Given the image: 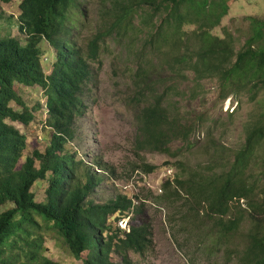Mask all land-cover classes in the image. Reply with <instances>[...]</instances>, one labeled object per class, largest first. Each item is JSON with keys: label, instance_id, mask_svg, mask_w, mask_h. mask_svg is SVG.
Instances as JSON below:
<instances>
[{"label": "trees", "instance_id": "1", "mask_svg": "<svg viewBox=\"0 0 264 264\" xmlns=\"http://www.w3.org/2000/svg\"><path fill=\"white\" fill-rule=\"evenodd\" d=\"M13 1L0 0V25L19 27L26 39L24 44L14 37L0 39V207L14 206L0 216V264H60L42 254L48 231L81 264H110L112 253L120 256L119 264H135L130 252L143 255L153 247L143 204L134 209L122 195L95 203L94 190L104 178L100 174L113 170L102 159H80L70 148L82 138L78 122L86 114L94 65L110 41L126 40L134 51L129 59L136 88L130 98L137 107L140 168L148 174L157 169L141 157L143 151L177 159L179 173L162 183L159 200L170 205L183 193L190 206H203L209 233L217 230L219 243L237 241L226 246L227 259L264 264V18H250L251 34L236 51L229 33L226 38L211 34L228 13L225 0H97L90 28L81 0H19V20L1 11ZM75 10L84 21H74ZM52 50L55 61L46 74L42 60ZM165 69L168 76L161 77ZM191 75L197 83L216 80L223 93L236 90L263 110L247 125L244 144L219 173L185 167L179 158L183 148L171 146L181 141L190 150L195 127L167 106L172 89L160 92L159 87L184 83ZM19 86L40 87L44 103L30 108ZM40 108L52 136L45 150L28 153L27 135L10 122L28 127ZM45 182L44 200L39 201L34 189ZM243 199L245 208L239 204ZM233 200L237 205L230 209ZM126 217L128 231L117 226ZM189 217L197 221L199 216L188 212L183 218Z\"/></svg>", "mask_w": 264, "mask_h": 264}, {"label": "rangeland", "instance_id": "2", "mask_svg": "<svg viewBox=\"0 0 264 264\" xmlns=\"http://www.w3.org/2000/svg\"><path fill=\"white\" fill-rule=\"evenodd\" d=\"M225 1L228 13L211 30V34L226 38V33H229L235 42V50L238 51L251 34L250 18H264V0ZM81 2L87 11L85 24L90 28L95 19L94 4L97 0ZM19 4V0L3 4L1 11L6 17L15 15L16 20H19ZM73 19L84 21L82 14L76 10ZM12 37L25 43L26 37L19 32L17 26H10L9 22L1 23L0 39ZM108 44L109 48L104 49L100 63L94 65L96 75L86 91V114L78 122L82 138L70 146L80 159L86 162L102 159L113 170L106 175L100 174L104 178L97 190H94V202L105 204L122 195L132 200L134 209L143 204L151 223L153 247L143 255L130 252L135 264H239L237 257L227 259L225 255L226 246H232L237 241L232 240L229 242L231 244L219 243L220 233L217 230L209 233L211 223L204 218L205 209L202 205L199 208L190 206L183 193L184 198L169 201L171 206L159 200L162 183L179 173L177 159L157 152L143 151L140 153L141 157L157 169L148 174L140 168L142 163L135 149L137 121L134 116L137 107L136 101H131L134 97L132 91L136 88L131 79L135 76V65L129 59L133 55V47L127 40L116 44L110 41ZM54 61L55 53L52 50L42 60L46 74L50 73ZM166 76L167 69L161 74V77ZM193 77L191 75L190 80L184 83H169L165 87H159L160 92L165 88L172 89L169 91L167 106L173 113L180 114L191 127H195L190 139V150L181 141L174 142L171 146L173 150L183 148L179 158L185 161V167L200 168L209 172L208 174L216 171L219 173L227 169L234 152L244 144L247 125L257 121L263 110L259 104L240 98L236 90L223 93L216 80L197 83ZM19 89L30 108L37 107L39 101L44 103V92L40 87L19 86ZM259 99H262V95ZM14 106L19 108L15 104ZM35 115L36 120L28 127L10 122L27 135L28 153L45 150L52 136L50 128L45 125L47 116L44 108L38 109ZM46 187V182L42 187H35L39 201L44 200ZM239 204L245 208L242 200ZM236 205L233 200L230 209ZM181 207V213L174 214V209ZM13 208V205L0 207V216ZM234 211L235 209L230 210V217ZM188 212L198 214L197 221L193 217L184 219ZM244 224V229H248L249 221L246 220ZM43 237L45 242L42 254L45 257L60 264H81L67 252L55 232H45ZM86 255L85 252L82 257ZM119 263L120 256L112 253L110 264Z\"/></svg>", "mask_w": 264, "mask_h": 264}, {"label": "clouds", "instance_id": "3", "mask_svg": "<svg viewBox=\"0 0 264 264\" xmlns=\"http://www.w3.org/2000/svg\"><path fill=\"white\" fill-rule=\"evenodd\" d=\"M12 16H15V15H12ZM16 17V16H15ZM19 28V27H18ZM20 32V31H19ZM14 38H16V37H14ZM173 179V176H172V178H167V179H165V181H167V180H172ZM164 181V182H165ZM241 201V200H240ZM243 201V203H244V199L242 200ZM121 220H124L125 222H126V229H124V230H126V231H128L129 229H128V223H129V217H126V218H121ZM120 221V220H119ZM117 226H118V222H117ZM118 228H119V226H118ZM119 229H121V228H119Z\"/></svg>", "mask_w": 264, "mask_h": 264}, {"label": "built area", "instance_id": "4", "mask_svg": "<svg viewBox=\"0 0 264 264\" xmlns=\"http://www.w3.org/2000/svg\"><path fill=\"white\" fill-rule=\"evenodd\" d=\"M168 174H170V171L168 172ZM118 226L121 229H126V222L124 220H120L118 221Z\"/></svg>", "mask_w": 264, "mask_h": 264}]
</instances>
